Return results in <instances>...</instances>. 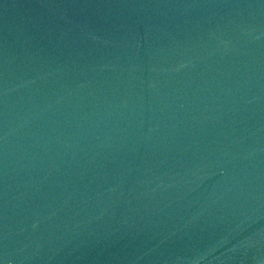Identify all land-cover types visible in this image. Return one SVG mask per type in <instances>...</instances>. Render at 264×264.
Returning a JSON list of instances; mask_svg holds the SVG:
<instances>
[{
	"label": "water",
	"instance_id": "1",
	"mask_svg": "<svg viewBox=\"0 0 264 264\" xmlns=\"http://www.w3.org/2000/svg\"><path fill=\"white\" fill-rule=\"evenodd\" d=\"M0 264H264V0H0Z\"/></svg>",
	"mask_w": 264,
	"mask_h": 264
}]
</instances>
